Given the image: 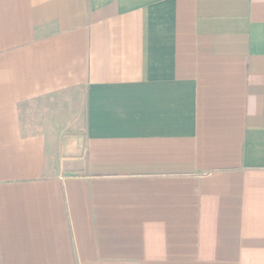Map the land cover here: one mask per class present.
<instances>
[{
    "label": "crops",
    "instance_id": "obj_1",
    "mask_svg": "<svg viewBox=\"0 0 264 264\" xmlns=\"http://www.w3.org/2000/svg\"><path fill=\"white\" fill-rule=\"evenodd\" d=\"M0 264H264V0H0Z\"/></svg>",
    "mask_w": 264,
    "mask_h": 264
},
{
    "label": "rangeland",
    "instance_id": "obj_2",
    "mask_svg": "<svg viewBox=\"0 0 264 264\" xmlns=\"http://www.w3.org/2000/svg\"><path fill=\"white\" fill-rule=\"evenodd\" d=\"M76 91L66 93L60 97H46L42 99L35 100L30 102L26 108V114L32 119H39V124H43L45 118H50L60 114L65 115L66 118L60 120L63 123L69 124H82V113L77 112V106L82 104L81 100L76 99ZM42 118V119H41ZM51 120H55L51 119ZM75 122V123H73ZM57 124L56 121L53 122Z\"/></svg>",
    "mask_w": 264,
    "mask_h": 264
}]
</instances>
